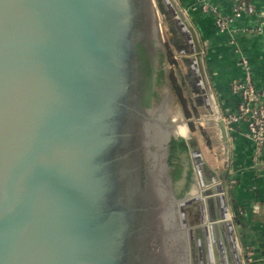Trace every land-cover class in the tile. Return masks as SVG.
Masks as SVG:
<instances>
[{
  "label": "water",
  "instance_id": "1",
  "mask_svg": "<svg viewBox=\"0 0 264 264\" xmlns=\"http://www.w3.org/2000/svg\"><path fill=\"white\" fill-rule=\"evenodd\" d=\"M152 2L182 47L220 166L180 134L197 194L176 197L165 174L157 206L144 142L151 0H0V264H165L163 233L178 219L189 264H250L222 183L229 133L202 43L178 0ZM155 126L168 145L169 125Z\"/></svg>",
  "mask_w": 264,
  "mask_h": 264
},
{
  "label": "crops",
  "instance_id": "2",
  "mask_svg": "<svg viewBox=\"0 0 264 264\" xmlns=\"http://www.w3.org/2000/svg\"><path fill=\"white\" fill-rule=\"evenodd\" d=\"M178 2L197 30L214 100L221 115L226 117L236 111L240 101L231 91V84L243 76L241 58L248 61L255 87L264 88V0H247L254 11L239 17L234 16L233 0H203L205 9L197 0ZM217 15L226 19L232 17L226 30L219 31L216 27ZM259 103L264 105V98ZM195 106L203 105L194 102ZM227 127L230 151L228 170L222 183L227 206L236 215L238 230L232 222L236 241L239 248L245 249L250 264H264V137L250 134L244 120ZM198 139L203 155L207 156L208 152L213 157L211 164L220 166L215 157L218 147L211 143L212 137L207 136L211 149ZM193 184L196 187L188 193L195 196L198 190L195 174Z\"/></svg>",
  "mask_w": 264,
  "mask_h": 264
},
{
  "label": "rangeland",
  "instance_id": "3",
  "mask_svg": "<svg viewBox=\"0 0 264 264\" xmlns=\"http://www.w3.org/2000/svg\"><path fill=\"white\" fill-rule=\"evenodd\" d=\"M151 4L155 13L154 41L156 48L153 60V87L156 89L158 94L154 103L151 104L150 109L147 111L148 119L146 120V123L149 125L148 130H146V128L144 129L145 155L150 167L157 170L158 177H160L159 179L162 181L164 177L165 184L168 180L165 174L169 171L168 164L166 165L168 145L157 136V126L155 125L168 124L170 137L181 136L179 130L180 128H183L185 131L184 136L193 137L196 139L197 143L199 140L198 138L201 139L200 133L204 134L206 139L208 133L197 120L199 115L204 113V106L193 107L194 102L191 98L192 89L191 86L187 84V80L184 77L187 72L182 57L185 55L177 54L178 49L172 41V35L166 32V28L168 26L167 22L161 18L156 10V7L153 5L152 0ZM159 71H162V78L161 82L156 83L157 73ZM173 87H177L181 93V96L186 104L187 112L185 111L183 105L180 106V104L176 102L172 91ZM161 141L163 142L162 144H160ZM208 146L211 149V145ZM204 151H207V149H204ZM206 153L208 154L207 156L204 155L206 159L210 163H213V157H211L208 152ZM181 160L185 171L191 167L188 153L187 155L182 154ZM168 178L170 179L169 174ZM193 180L194 172L191 182V186L193 187L189 190V192H192L196 187L193 184ZM168 187H170V185H168ZM181 227L179 219L172 222V225L167 224V229L170 233L165 237L166 240H164L165 255L173 262H176L175 264H189L190 257L187 234ZM184 240H186V243H184ZM177 245L179 249L176 248ZM177 252L179 253L178 255L176 254Z\"/></svg>",
  "mask_w": 264,
  "mask_h": 264
},
{
  "label": "built area",
  "instance_id": "4",
  "mask_svg": "<svg viewBox=\"0 0 264 264\" xmlns=\"http://www.w3.org/2000/svg\"><path fill=\"white\" fill-rule=\"evenodd\" d=\"M197 1L202 3L203 9L206 8L203 0ZM233 1L235 17H239L242 13H253L254 8L247 0ZM212 10L214 11V9ZM230 21H232V17L226 19L217 15L214 22L219 31H224ZM241 65L242 78L231 84V91L239 96L240 101L236 111L226 115L223 119L227 125L244 120L250 134L264 137V105L259 103L260 99L264 98V88L257 89L255 87L248 61L245 58H241Z\"/></svg>",
  "mask_w": 264,
  "mask_h": 264
},
{
  "label": "trees",
  "instance_id": "5",
  "mask_svg": "<svg viewBox=\"0 0 264 264\" xmlns=\"http://www.w3.org/2000/svg\"><path fill=\"white\" fill-rule=\"evenodd\" d=\"M153 74L154 72L151 67V74L147 87L145 106H149L151 99L153 97H156V93L152 91ZM161 78H162V71H159L157 73L156 83L161 82ZM172 91L176 102H178L180 106L183 105L185 111L187 112L185 101L181 96V93L179 92L178 88L173 87ZM167 152H168L167 164L169 168L168 174L172 183V189L176 197H182L186 195L190 190L192 175H193L192 167H189V169L185 171L184 165L181 160L182 154L187 155L188 153L185 139L182 136H172L168 144Z\"/></svg>",
  "mask_w": 264,
  "mask_h": 264
},
{
  "label": "flooded vegetation",
  "instance_id": "6",
  "mask_svg": "<svg viewBox=\"0 0 264 264\" xmlns=\"http://www.w3.org/2000/svg\"><path fill=\"white\" fill-rule=\"evenodd\" d=\"M155 40V39H154ZM172 41H173V43L176 45V48L178 49V50H180L182 47H181V45H180V43H178L173 37H172ZM155 44H154V50H153V58H152V70H153V72H154V67H153V60H154V51H155ZM185 77V79L187 80V84L189 85V82H188V77H190V75L187 73L186 74V76H184ZM153 85L154 84H152V91H154L155 93H156V97H153L152 99H151V102H150V105L149 106H145V127H146V120L148 119L147 117V111L150 109V107H151V104L152 103H154V101H155V99L157 98V91H156V89L153 87ZM147 95V94H146ZM200 137H201V142L204 144V145H206V146H208L209 144H207L208 143V141H209V139L207 140L206 138H205V135L204 134H202V133H200ZM145 160H146V155H145ZM146 170H147V175H148V179H149V182H150V185H151V188H152V190H153V192H154V195H155V198H156V202H157V206H158V199H157V195L160 193V189L162 190V191H164V189H165V186H166V184H164V177H163V179H162V182H159L158 180H159V178L160 177H158V173H157V170H155L154 168H152V167H150V165H149V163L147 162V160H146ZM159 175H160V173H159ZM167 175H168V172H167ZM161 176V175H160ZM170 187L172 188V186H171V184H170ZM172 191H173V189H172ZM174 193V192H173ZM160 221H161V226H162V219H161V216H160ZM162 231H163V229H162ZM164 240H166V238H165V235H164V233H163V244H164ZM184 243H186V240H184ZM188 246H189V244H188ZM164 247H165V244H164ZM196 243L195 242H192V248H193V250H195L196 251ZM176 248H178V245H177V247ZM165 249V248H164ZM179 249V248H178ZM177 251V250H176ZM177 255L179 254L178 252L176 253ZM164 256H165V264H175L176 262H173L172 260H170L166 255H165V250H164ZM190 263V262H189Z\"/></svg>",
  "mask_w": 264,
  "mask_h": 264
},
{
  "label": "bare ground",
  "instance_id": "7",
  "mask_svg": "<svg viewBox=\"0 0 264 264\" xmlns=\"http://www.w3.org/2000/svg\"><path fill=\"white\" fill-rule=\"evenodd\" d=\"M179 132H180V134H182V135H184L185 134V131L183 130V128H180V130H179ZM161 138V137H160ZM162 140V139H161ZM163 141V140H162ZM161 141V143L160 144H162L163 142ZM159 142V141H158ZM156 145H158V144H156ZM163 146H164V144H163ZM163 153V152H162ZM164 155V154H163Z\"/></svg>",
  "mask_w": 264,
  "mask_h": 264
}]
</instances>
